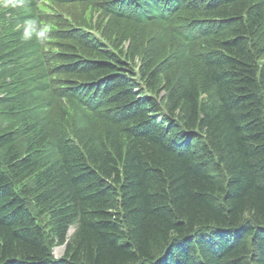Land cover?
<instances>
[{
  "label": "trees",
  "instance_id": "trees-1",
  "mask_svg": "<svg viewBox=\"0 0 264 264\" xmlns=\"http://www.w3.org/2000/svg\"><path fill=\"white\" fill-rule=\"evenodd\" d=\"M0 264H264V0L0 3Z\"/></svg>",
  "mask_w": 264,
  "mask_h": 264
},
{
  "label": "clouds",
  "instance_id": "clouds-1",
  "mask_svg": "<svg viewBox=\"0 0 264 264\" xmlns=\"http://www.w3.org/2000/svg\"><path fill=\"white\" fill-rule=\"evenodd\" d=\"M2 6L5 8H22L24 7L25 0H0ZM37 21L34 19L25 20L22 23L16 25L17 29L21 33V37L24 40H32L34 37L39 39L41 37H45L48 31L47 28H43L40 31L36 30Z\"/></svg>",
  "mask_w": 264,
  "mask_h": 264
},
{
  "label": "rangeland",
  "instance_id": "rangeland-1",
  "mask_svg": "<svg viewBox=\"0 0 264 264\" xmlns=\"http://www.w3.org/2000/svg\"><path fill=\"white\" fill-rule=\"evenodd\" d=\"M73 231L72 228H70L69 233H71ZM64 251V247L62 246H56L54 248H52V255L54 258H59L60 256H62Z\"/></svg>",
  "mask_w": 264,
  "mask_h": 264
},
{
  "label": "bare ground",
  "instance_id": "bare-ground-1",
  "mask_svg": "<svg viewBox=\"0 0 264 264\" xmlns=\"http://www.w3.org/2000/svg\"><path fill=\"white\" fill-rule=\"evenodd\" d=\"M171 6V5H170ZM173 125V124H172ZM115 164V163H114ZM119 172V171H118ZM118 182V181H117ZM125 189V188H124ZM247 222V221H246ZM206 227V226H205ZM194 233V232H193ZM169 239V238H168ZM178 240V239H177ZM155 257V256H154Z\"/></svg>",
  "mask_w": 264,
  "mask_h": 264
}]
</instances>
